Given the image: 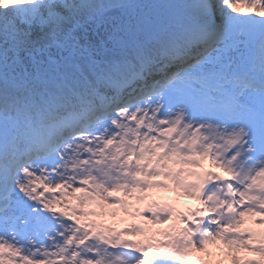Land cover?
<instances>
[{
	"label": "snow or ice",
	"instance_id": "1",
	"mask_svg": "<svg viewBox=\"0 0 264 264\" xmlns=\"http://www.w3.org/2000/svg\"><path fill=\"white\" fill-rule=\"evenodd\" d=\"M119 212L182 226L89 219ZM257 215L264 0H0V264H264Z\"/></svg>",
	"mask_w": 264,
	"mask_h": 264
},
{
	"label": "rangeland",
	"instance_id": "2",
	"mask_svg": "<svg viewBox=\"0 0 264 264\" xmlns=\"http://www.w3.org/2000/svg\"><path fill=\"white\" fill-rule=\"evenodd\" d=\"M205 171H212V172H219V169L212 167L207 161L204 162V169ZM197 171H201L198 169ZM222 174V173H221ZM153 195L150 199L145 200L143 203H137L135 200L132 201L135 208L144 210L149 206L151 203L155 202L158 205H168L176 209L177 211H183L187 213L188 210L194 209L196 207H200V201L192 198L184 196L178 190H159L154 189L152 190ZM74 203V202H73ZM90 211L100 212L101 210L96 208L94 205H90L88 209ZM59 211V209H58ZM202 215H210V213H202ZM89 219H96L98 223L102 224L104 227L114 228V229H123L129 227L132 223L140 225L141 227H149L152 229L153 233H159L163 230H169L173 225L176 227H181L182 225L179 224L177 220H169L164 224H157V225H149L147 222L139 216H136L135 219L131 217L125 216L124 213L119 212L116 217L111 215H101L98 217H89ZM245 225L244 227L256 232L261 233L264 232V224L256 223L262 219L261 216L257 215L254 217H244ZM125 239L133 240V241H143L144 237L142 236H127ZM165 237L162 235H155V240H164ZM154 240V242H155ZM207 251L201 252L197 250H193L192 252V259L199 258L204 262V264H232L231 256L225 255L227 249L223 248V246L217 245H208ZM211 253V255H209ZM239 257L242 259H259V255L256 253L251 252H240L237 253Z\"/></svg>",
	"mask_w": 264,
	"mask_h": 264
}]
</instances>
